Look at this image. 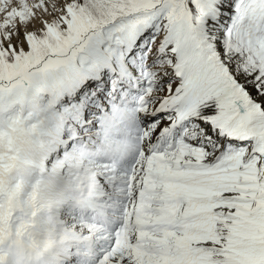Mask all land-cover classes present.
<instances>
[{
  "label": "snow or ice",
  "instance_id": "obj_1",
  "mask_svg": "<svg viewBox=\"0 0 264 264\" xmlns=\"http://www.w3.org/2000/svg\"><path fill=\"white\" fill-rule=\"evenodd\" d=\"M8 2L0 264H264V0Z\"/></svg>",
  "mask_w": 264,
  "mask_h": 264
},
{
  "label": "rangeland",
  "instance_id": "obj_2",
  "mask_svg": "<svg viewBox=\"0 0 264 264\" xmlns=\"http://www.w3.org/2000/svg\"><path fill=\"white\" fill-rule=\"evenodd\" d=\"M9 8H11V7H9ZM48 103H49V100H48V98L46 96L39 101V104H40V107L41 108H43L44 106H46ZM59 107H57V108H59Z\"/></svg>",
  "mask_w": 264,
  "mask_h": 264
},
{
  "label": "bare ground",
  "instance_id": "obj_3",
  "mask_svg": "<svg viewBox=\"0 0 264 264\" xmlns=\"http://www.w3.org/2000/svg\"><path fill=\"white\" fill-rule=\"evenodd\" d=\"M8 6H9V7L12 6V5H11V0H9V2H8ZM65 99H66V98H65ZM53 103H55V106L59 107V106L63 103V101H61V102H59V103H56V102H53Z\"/></svg>",
  "mask_w": 264,
  "mask_h": 264
}]
</instances>
